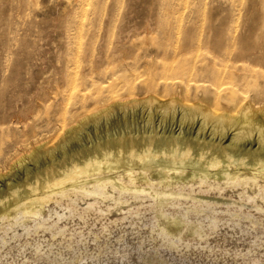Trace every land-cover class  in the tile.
Instances as JSON below:
<instances>
[{
  "label": "rangeland",
  "instance_id": "374dc122",
  "mask_svg": "<svg viewBox=\"0 0 264 264\" xmlns=\"http://www.w3.org/2000/svg\"><path fill=\"white\" fill-rule=\"evenodd\" d=\"M218 34L264 37V0H0V190L19 191L49 162L26 158L38 144L56 147L111 99L136 97L135 56L152 39ZM139 113L111 111L99 132L88 124L62 150L88 149L95 133L134 114L138 129ZM175 191L184 198L162 211L149 190L120 202L110 187L102 199H31L40 216L0 218V264H264L260 199L234 189Z\"/></svg>",
  "mask_w": 264,
  "mask_h": 264
},
{
  "label": "bare ground",
  "instance_id": "6f19581e",
  "mask_svg": "<svg viewBox=\"0 0 264 264\" xmlns=\"http://www.w3.org/2000/svg\"><path fill=\"white\" fill-rule=\"evenodd\" d=\"M255 36L152 39L150 48L135 56L137 96L112 97L106 107L66 131L56 147L40 143L26 153L35 163L44 156L50 159L41 171L24 176L22 190H0V218L13 210L36 218L40 210L28 206L31 199L71 193L101 198L107 187L118 191L117 202L130 193L151 192L161 211L173 199L184 198L175 190L195 186L204 191L234 189L241 198L249 200L252 194L264 203V37ZM136 108L141 113L138 129L133 128L135 114L115 119L104 135L95 133L90 148L62 150L86 125L97 131L102 116ZM175 126L179 133L172 131ZM21 162L16 160V165ZM185 199L202 204L193 197Z\"/></svg>",
  "mask_w": 264,
  "mask_h": 264
}]
</instances>
